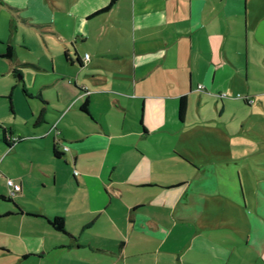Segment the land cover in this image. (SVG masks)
<instances>
[{
  "label": "crops",
  "instance_id": "1",
  "mask_svg": "<svg viewBox=\"0 0 264 264\" xmlns=\"http://www.w3.org/2000/svg\"><path fill=\"white\" fill-rule=\"evenodd\" d=\"M108 1L0 0V64L18 74L1 124L20 137L0 143V178L19 152L61 186L47 191L58 208L0 193V264H264V196L244 185L224 128L202 126L211 114L247 123L238 107L262 95L239 55L242 0ZM19 177L21 192L34 185Z\"/></svg>",
  "mask_w": 264,
  "mask_h": 264
},
{
  "label": "rangeland",
  "instance_id": "2",
  "mask_svg": "<svg viewBox=\"0 0 264 264\" xmlns=\"http://www.w3.org/2000/svg\"><path fill=\"white\" fill-rule=\"evenodd\" d=\"M243 1L245 2V6L243 5ZM252 2H254V8L252 7ZM258 3V6L256 5ZM264 0H242V4L238 5L241 12H245L246 15V25H245V34L240 35L241 47L239 51L240 58L245 64V59H247L248 53V68L249 70H256L257 77L253 78L250 85V91L262 92V95L254 94V102H251L252 108L248 106H240L237 111L245 112L249 109V118L247 123H241L236 118L228 119L227 121H218L216 119V114H211L213 119L206 120L205 123H202V126L205 128L211 127V129L219 134V128H224L227 133V141L229 149L228 156L237 155L239 157L238 164L242 166L239 169L241 178L246 185V177H249L253 183L254 187L258 188L260 193V198L264 196V180H257L254 178L255 174L252 170V167L255 169V173L258 176H262L264 173V141L259 140L255 136H253L248 130L245 128H255L258 131H264V103H260L261 98H264ZM244 31V30H243ZM256 34L259 36L257 37ZM248 42V44H247ZM244 68V67H243ZM255 68V69H253ZM18 79V74L12 73L11 71L7 72L4 67L0 64V124L1 123H12V108H11V99H9V91L10 89H14L15 86L12 84L14 81ZM233 96V95H230ZM234 96H237V93L234 92ZM239 97V96H238ZM242 101V100H241ZM240 101V102H241ZM235 110V107L232 110H229V114L231 115ZM262 115V117H260ZM209 118V116H208ZM187 123V122H186ZM199 126V123L194 120H189L186 127H194ZM249 126V127H248ZM245 130V131H244ZM23 138L28 135L23 134ZM218 138V136H217ZM25 141V139L23 140ZM243 143L241 146L242 152H234V143ZM0 143H4L2 139V133L0 128ZM261 144V145H260ZM5 145V143H4ZM262 146V147H261ZM261 147V148H260ZM65 148V146L63 147ZM235 153V154H234ZM238 153V154H237ZM207 154V153H206ZM216 155V151L212 153H208L205 159L214 157ZM43 160L40 155V152H37L35 160ZM258 161L259 164H254L253 162ZM2 166L5 167L10 174L7 175L9 177H14L13 180L20 184V174H28L31 177L34 185L32 187L28 186L26 183L24 185V193L20 191L19 187L15 188V196H18L22 201L29 202L33 205L41 206L42 208H58L60 206V202L58 199L48 200L47 201V191L53 192L54 190H59L61 188L60 185H53L48 181L47 177H42L39 174L38 170L30 167V159L28 154L26 153H10L5 155L2 158ZM252 166V167H251ZM245 167V168H244ZM41 173V172H40ZM42 175V174H41ZM6 177L0 178V193L5 195H11V186L7 184ZM43 181L45 182V187H42ZM48 183V186H47ZM260 185V186H259ZM247 186V185H246ZM262 188V190L260 189ZM2 199H0V205L2 203ZM253 207V205H252Z\"/></svg>",
  "mask_w": 264,
  "mask_h": 264
},
{
  "label": "trees",
  "instance_id": "3",
  "mask_svg": "<svg viewBox=\"0 0 264 264\" xmlns=\"http://www.w3.org/2000/svg\"><path fill=\"white\" fill-rule=\"evenodd\" d=\"M116 0H109L108 4L105 7H108L110 5H112ZM14 54L13 52V47L11 45H7L5 51L2 53V55L6 56V57H12ZM79 61V59H78ZM87 99H84L83 102L80 104V107L84 110H87ZM185 107H186V96L185 95H180L179 99H178V112L180 117L183 116L184 111H185ZM41 113V112H40ZM0 128H1V132H2V138L3 141L5 142L6 146L9 148L12 144V142L17 141L18 139H20L19 136H15V135H8V131L10 130L8 127L0 124ZM11 132V131H9ZM11 134V133H10ZM54 154L57 156L59 153V150L57 148H53ZM12 193L11 195H13L15 193V189L11 190ZM0 197L3 199H8L10 198V196H5L0 194ZM48 222L55 228L58 230H62L65 231V226H64V219L61 215H57L54 214L50 217H46Z\"/></svg>",
  "mask_w": 264,
  "mask_h": 264
},
{
  "label": "built area",
  "instance_id": "4",
  "mask_svg": "<svg viewBox=\"0 0 264 264\" xmlns=\"http://www.w3.org/2000/svg\"><path fill=\"white\" fill-rule=\"evenodd\" d=\"M84 56L87 57L88 54L84 53ZM6 181H7V184L11 186V190L15 189L16 187H19V184L14 182L11 178H7Z\"/></svg>",
  "mask_w": 264,
  "mask_h": 264
}]
</instances>
